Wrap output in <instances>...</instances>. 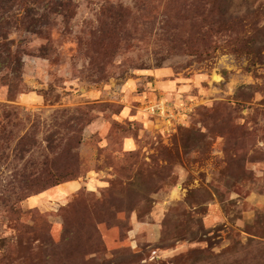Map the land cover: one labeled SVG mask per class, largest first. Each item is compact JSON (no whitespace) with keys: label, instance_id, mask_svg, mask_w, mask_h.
Listing matches in <instances>:
<instances>
[{"label":"rangeland","instance_id":"rangeland-1","mask_svg":"<svg viewBox=\"0 0 264 264\" xmlns=\"http://www.w3.org/2000/svg\"><path fill=\"white\" fill-rule=\"evenodd\" d=\"M0 50V264H264V0H0Z\"/></svg>","mask_w":264,"mask_h":264},{"label":"trees","instance_id":"trees-1","mask_svg":"<svg viewBox=\"0 0 264 264\" xmlns=\"http://www.w3.org/2000/svg\"><path fill=\"white\" fill-rule=\"evenodd\" d=\"M2 53H3V51L2 50H0V64H4V63H6L5 61L4 62H1V58H2ZM8 57L10 58V60H17V63H19V60H20V58H19V60H18V57L16 56V55H14L13 53H11V52H9L8 53ZM10 65V64H9ZM10 88V92H13V91H15L16 90V86H12V88L11 87H9ZM52 186H58L57 184H53Z\"/></svg>","mask_w":264,"mask_h":264},{"label":"bare ground","instance_id":"bare-ground-1","mask_svg":"<svg viewBox=\"0 0 264 264\" xmlns=\"http://www.w3.org/2000/svg\"><path fill=\"white\" fill-rule=\"evenodd\" d=\"M215 80L219 81L220 77L218 75H215Z\"/></svg>","mask_w":264,"mask_h":264}]
</instances>
